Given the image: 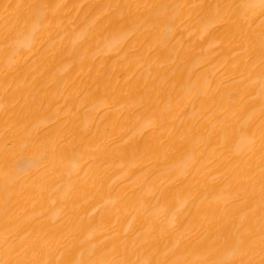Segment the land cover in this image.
<instances>
[{
  "label": "bare ground",
  "instance_id": "bare-ground-1",
  "mask_svg": "<svg viewBox=\"0 0 264 264\" xmlns=\"http://www.w3.org/2000/svg\"><path fill=\"white\" fill-rule=\"evenodd\" d=\"M0 264H264V0H0Z\"/></svg>",
  "mask_w": 264,
  "mask_h": 264
}]
</instances>
